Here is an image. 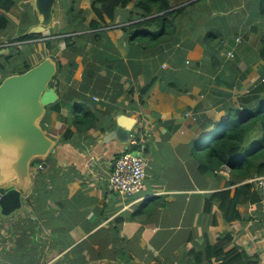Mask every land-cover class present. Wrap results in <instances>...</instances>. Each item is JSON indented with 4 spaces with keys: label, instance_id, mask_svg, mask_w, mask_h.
<instances>
[{
    "label": "crops",
    "instance_id": "crops-1",
    "mask_svg": "<svg viewBox=\"0 0 264 264\" xmlns=\"http://www.w3.org/2000/svg\"><path fill=\"white\" fill-rule=\"evenodd\" d=\"M23 2L30 3L36 13L33 0H18L11 10L15 17L7 13L15 23ZM71 2L88 12L85 24L96 19L92 0L56 1L52 26L56 18H64L66 24L65 29L53 32L56 36L87 31L91 35L83 48L76 44L73 75L57 69L53 86L58 98L63 97L62 106L45 121L56 152L48 161L42 158L46 161L43 168H32V178L41 170L47 182L35 186L34 177L22 208L6 219L14 221V235L12 229L7 230L10 222H0V264H58L74 247L91 264H198L192 252H204L206 240L213 243L227 233L232 234L238 251L264 264L261 199L252 202L249 194L239 190L235 209L240 216L230 221L216 200L204 210L211 193L229 188L232 196L245 182L261 198L250 181L255 176L228 187H220L219 181L210 183L196 173L189 144L190 139L210 132L215 122L227 119L230 107L243 113L264 104V12L257 1L171 0L172 9L185 7L176 19L178 31L187 40L175 33L172 40L147 48L132 45L122 28L135 15L133 2L116 10L114 21L105 16L107 26L81 31H73L70 24ZM214 16L221 18L219 23L212 21ZM96 31L100 39L93 37ZM208 33L212 38H203ZM63 42H58L61 49ZM42 47L43 43L37 46ZM158 63L146 102L138 103ZM129 97L140 104L139 109L131 108L134 102ZM109 103L118 109L111 117L102 116L104 130H76L70 111L73 104L82 114L89 109L101 113ZM121 114L134 119L130 128L118 123ZM196 114L210 124L197 121ZM67 129L75 134L64 143L61 136ZM131 132L144 133L140 148L146 179L151 176L152 180H145L139 195L125 196L110 190L106 177L114 158L126 151ZM51 163H57L60 171L50 172ZM227 167L218 172L225 180L231 177ZM151 196L163 199L151 218L142 220L140 207ZM114 219L116 224L111 222ZM116 241L125 245L116 247ZM216 263L213 259L205 264Z\"/></svg>",
    "mask_w": 264,
    "mask_h": 264
},
{
    "label": "trees",
    "instance_id": "trees-1",
    "mask_svg": "<svg viewBox=\"0 0 264 264\" xmlns=\"http://www.w3.org/2000/svg\"><path fill=\"white\" fill-rule=\"evenodd\" d=\"M17 1L18 0H0V45L3 43L2 37H6L7 43H14L12 45L13 48L9 49L5 55L0 57V80L9 74L19 73L29 69L34 65V62L40 61L46 56L54 57L57 61L59 70L66 69L70 76L73 75L76 66L74 62L76 53L74 49L76 48V44H80L82 48L87 45L91 31L78 35L74 33V38H71L70 35H61L56 38H43L41 40L43 47L38 49L37 39L44 37L43 34H24L27 28L38 20L32 5L27 2L21 4V15L19 16L18 23H15L7 15V13L16 6ZM170 1L171 0H92L91 11L95 13L96 19H91L88 24H85L88 12L79 8L74 2H71L69 7V12L71 14L70 24L73 27V31L91 30L107 26L105 16L114 21L115 11L126 8L129 3L133 2L134 10H136L135 15L131 19L126 20L129 21L128 24L122 26L124 31L129 33V40L132 45L143 44L142 46L144 48L156 46L165 42L168 38L172 40L175 33H177L175 36L182 38L186 42L187 39L185 35L178 31V22L176 19L177 14L183 13L185 7L172 9ZM255 1H257L256 4L261 8L262 12H264V0ZM231 5L233 6V4ZM220 20V17L214 16L212 18L214 23H219ZM15 28H17L19 32L14 33ZM93 37L95 39H100V32H94ZM203 38H212V35L208 33ZM60 40L64 41V49H61L58 44ZM69 50L72 51L69 53ZM159 67V63L154 66V73L149 76L150 79L148 83L141 89L142 98L139 99L138 103L146 102L149 91L156 81L155 70L159 69ZM161 72L163 73V71ZM54 78H56V74ZM106 96L109 99L107 94ZM62 100L63 97H60L54 103L47 106L46 115L42 120L44 129L46 128V117L52 111H60ZM128 100L133 101V98L129 97ZM84 102L90 103L87 102V100ZM131 108L139 109L140 104H137L135 101L134 104L131 105ZM116 109H118V107L110 106L109 103L106 106V110L101 113L97 110L89 109L82 114H78L79 106L73 104V112L75 115L73 125L76 130L79 131L92 130L94 128L104 130V127L101 128V125L106 123V119L102 116L111 117ZM123 110L126 112V109ZM74 134L75 132L73 130L67 129L62 134L61 141L64 143L72 141ZM189 144L190 156L193 160L196 173L202 179L210 183L219 181L220 187H228L248 177L263 175L264 104H259L243 113H237L235 112V107H230L229 117L227 119L215 122L214 128L210 132L190 139ZM135 148H138V146ZM51 154L47 155L44 159L46 161L52 159L50 157L52 156ZM223 167H227L231 172V177L228 180L222 178V175L218 173ZM48 168L50 172L54 170L60 171V167L57 166V163H51ZM67 174H65V176ZM34 177L35 186H39L41 182H47V174L41 170L35 173ZM70 179H65V182H68ZM251 187L252 184L250 182L242 183L236 187L235 194L232 196L230 195L229 188L215 191L205 200L204 210L208 211L212 200H216L219 202L218 207L223 212L225 219L228 221L234 220L240 216L235 209V205L237 201H239V190L249 194V199L252 202L261 199L255 192H252ZM161 198L163 199L162 196H151V198L146 201L144 207H140L143 217L142 220L151 218L159 206ZM24 201L26 203L27 199L25 200L24 198ZM118 219L119 218H117V220ZM115 221L116 219L111 220V222L116 224ZM21 233H23V230ZM12 235H14L13 229ZM114 244L116 247H120V245L123 247L125 245L117 241ZM55 245H58V243H55ZM75 250V247L73 248V252L72 249L70 250V253L72 255L75 254V256L67 254L57 261L58 264H63L65 262L66 264H91L85 261L80 251L77 252ZM192 253L198 264L212 263L213 259L217 261L216 264H257L256 261H251L250 257L244 251H238L237 247L232 244V234L230 233L222 237H216L213 243L206 240L204 252L193 251ZM201 256H204V259H202ZM100 260L101 259H99V261ZM126 260L128 261V258ZM98 264L101 263L98 262Z\"/></svg>",
    "mask_w": 264,
    "mask_h": 264
},
{
    "label": "water",
    "instance_id": "water-1",
    "mask_svg": "<svg viewBox=\"0 0 264 264\" xmlns=\"http://www.w3.org/2000/svg\"><path fill=\"white\" fill-rule=\"evenodd\" d=\"M57 0H33L38 21L24 34H43L54 22ZM9 47H0V56ZM58 64L46 56L29 69L5 76L0 81V216L9 217L23 206L31 187L32 166L37 158L56 152V142L46 133L42 120L46 108L58 100L53 86ZM241 113L240 108L235 110ZM118 123L130 128L134 119L125 114ZM114 164V162H113Z\"/></svg>",
    "mask_w": 264,
    "mask_h": 264
},
{
    "label": "built area",
    "instance_id": "built-area-1",
    "mask_svg": "<svg viewBox=\"0 0 264 264\" xmlns=\"http://www.w3.org/2000/svg\"><path fill=\"white\" fill-rule=\"evenodd\" d=\"M9 45L10 43H6L0 45V47H9ZM94 97L99 99L96 96ZM143 141L144 133L138 135L131 132L126 151L121 152L114 158V164L107 174L106 178L110 190L125 196H132L141 191L147 176L146 161L140 148ZM136 146L138 148H135ZM42 158L35 159L32 168L34 166L38 169L43 168L45 160H42ZM250 181L254 183L257 192L261 196V201L264 202V174L255 176Z\"/></svg>",
    "mask_w": 264,
    "mask_h": 264
},
{
    "label": "rangeland",
    "instance_id": "rangeland-1",
    "mask_svg": "<svg viewBox=\"0 0 264 264\" xmlns=\"http://www.w3.org/2000/svg\"><path fill=\"white\" fill-rule=\"evenodd\" d=\"M80 1V0H79ZM12 10V9H11ZM10 10V12L9 13H11L12 14V16L13 17H15L14 16V14L12 13V11ZM194 14L196 15V18H197V16L199 15V10H195L194 11ZM55 15L57 16L58 15V11H56V13H55ZM66 18H67V16H65ZM14 20L17 22L18 21V18H14ZM64 18H62V20L61 19H59V18H56L55 19V23H56V25H53L52 27H51V29L50 30H48V31H45L44 33H43V36L44 37H40V41H38V44H37V46L40 48V46H42V42H41V40L43 39V38H56L57 36L55 35V34H57V33H53V32H55L56 30H63V29H65V28H63L66 24L64 23ZM88 21V20H87ZM60 22V23H59ZM63 22V23H62ZM0 35H1V33H0ZM68 35H70L71 36V38H74L75 37V35L72 33V34H68ZM6 37H2V41H3V43L1 44V45H4V44H6L7 42V39H5ZM14 43H10V48L9 49H12L13 47H12V45H13ZM16 45V44H15ZM38 48V49H39ZM62 49H64V48H62ZM0 57H2V56H0ZM38 61H36V62H34V64L35 63H37ZM58 71V70H57ZM56 75H57V73H56ZM1 81V80H0ZM80 110V109H79ZM70 111L72 112V115H71V118H72V120H74V117H75V115H74V113H73V106L72 107H70ZM195 116H197V114L195 115ZM195 117H193L192 115L190 116V120H192V119H194ZM197 118V121H199V120H201L202 121V124H207V125H209L210 124V121H207V122H205L200 116H197L196 117ZM44 123V122H43ZM46 129V131H48V128L46 127L45 128ZM199 130H197V132H198ZM145 180H147V181H150V180H152L151 179V176L150 177H147V179L145 178ZM145 180H144V183H145ZM141 193V191L138 193V194H136V195H139ZM145 203H143V205H144ZM7 218H9V217H1L0 216V222H2L4 225H7L9 222H10V219H8V220H6ZM5 220V221H4ZM11 223V222H10ZM1 224V223H0ZM12 224V226H10L9 228H7V230L8 231H10V229H13V226H14V221H13V223H11ZM7 231V232H8Z\"/></svg>",
    "mask_w": 264,
    "mask_h": 264
},
{
    "label": "flooded vegetation",
    "instance_id": "flooded-vegetation-1",
    "mask_svg": "<svg viewBox=\"0 0 264 264\" xmlns=\"http://www.w3.org/2000/svg\"><path fill=\"white\" fill-rule=\"evenodd\" d=\"M33 179V178H32Z\"/></svg>",
    "mask_w": 264,
    "mask_h": 264
}]
</instances>
